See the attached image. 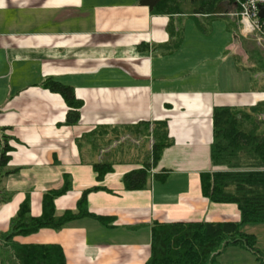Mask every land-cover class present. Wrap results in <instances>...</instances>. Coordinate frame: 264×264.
I'll return each instance as SVG.
<instances>
[{"label": "crops", "instance_id": "obj_1", "mask_svg": "<svg viewBox=\"0 0 264 264\" xmlns=\"http://www.w3.org/2000/svg\"><path fill=\"white\" fill-rule=\"evenodd\" d=\"M139 1L0 0V146L11 148L0 166V264L15 244L60 247L67 264H147L157 225L240 223L238 207L211 203L200 182L216 171L214 109L264 101V76L239 70L236 9L162 15ZM225 18L232 26H212ZM50 79L82 102L77 124ZM164 122L169 146L153 167ZM96 166L108 171L102 180ZM140 171L146 188L126 189L125 176ZM66 183L56 216L79 213L99 188L87 216L6 241L24 203L42 217L46 196Z\"/></svg>", "mask_w": 264, "mask_h": 264}, {"label": "trees", "instance_id": "obj_2", "mask_svg": "<svg viewBox=\"0 0 264 264\" xmlns=\"http://www.w3.org/2000/svg\"><path fill=\"white\" fill-rule=\"evenodd\" d=\"M139 4L149 8L152 14L207 15L208 18L229 14L232 8L236 9L234 0H140ZM243 49L245 60L238 58L240 69L253 76H264V52L256 50L253 54L244 44ZM45 86L49 91L60 94L71 109L67 116L68 125L77 124L82 102L76 99L73 89L51 79ZM261 117H264V101L249 107L215 108L213 112L211 163L216 171L201 175V189L211 203L236 205L241 215L240 223L157 225L153 233V255L147 264H220L218 258L231 247L248 251L258 264H264V252L258 247L257 238L241 229L246 224H264V121ZM161 130L162 137L154 146L153 167L158 165L169 146V141H164L167 137L165 122L161 123ZM2 145L1 167L8 163L11 151L7 140ZM96 170L99 180L108 172L102 166H96ZM146 182L144 171L130 173L124 178L126 189L131 191L145 189ZM69 188L66 183L63 190L46 196L42 217L33 218L29 203H24L12 222L11 233L5 236L6 241L42 229L59 230L87 216L86 197L99 188L84 193L78 203L79 213L56 216L54 199L67 193ZM11 248L9 264H67L60 247L15 244Z\"/></svg>", "mask_w": 264, "mask_h": 264}, {"label": "rangeland", "instance_id": "obj_3", "mask_svg": "<svg viewBox=\"0 0 264 264\" xmlns=\"http://www.w3.org/2000/svg\"><path fill=\"white\" fill-rule=\"evenodd\" d=\"M236 7H237V5H236ZM236 10H237V8H236ZM224 15H226V14H224ZM233 20H235V22H238V24H239V20L236 17H233ZM226 24L232 26V20L227 19V18L219 19L216 22H214V24L212 26H214L215 29H219V28L224 27ZM239 26H240V24H239ZM240 33H241V27H240ZM242 38L244 40L245 47H247L248 50L251 51L253 54L256 52V50H258L260 52H264V38L261 41H259V39L257 38V35H251L249 37H242ZM244 59H245V57H244ZM239 70L241 72H243L242 69H239ZM238 86H240V83L236 82V87H238ZM261 119H262V121H264V117H261ZM247 226H251L250 227L251 231H252L251 228H253L256 231V233H257L256 235L259 238V240H258V238L256 237L257 241H258V247L264 252V224H246V225H243L241 228L243 232H245L244 230H246V231L249 230ZM237 249H239V248H237ZM240 250H242V249H240ZM4 251L5 250L1 251L2 259H3L4 254H5ZM236 254H238L237 259H236ZM10 258H11V256L6 253V257H5L4 261L7 263V261H10ZM254 260L256 261L255 257L253 255L251 256L248 251L247 252L238 251V253H236L235 247L233 249L228 248L227 252L226 253L224 252L218 258V262L220 264H254V262H255ZM256 263H257V261H256Z\"/></svg>", "mask_w": 264, "mask_h": 264}, {"label": "built area", "instance_id": "obj_4", "mask_svg": "<svg viewBox=\"0 0 264 264\" xmlns=\"http://www.w3.org/2000/svg\"><path fill=\"white\" fill-rule=\"evenodd\" d=\"M237 10L231 14L239 20L241 35L249 37L257 35L259 41L264 38V20L259 18V8L264 6V0H234Z\"/></svg>", "mask_w": 264, "mask_h": 264}, {"label": "water", "instance_id": "obj_5", "mask_svg": "<svg viewBox=\"0 0 264 264\" xmlns=\"http://www.w3.org/2000/svg\"><path fill=\"white\" fill-rule=\"evenodd\" d=\"M243 1H246V0H243ZM259 18H260L261 20H264V6H261V7L259 8Z\"/></svg>", "mask_w": 264, "mask_h": 264}]
</instances>
